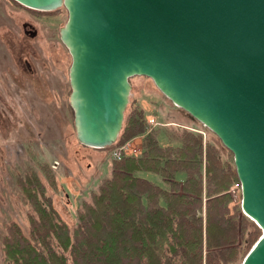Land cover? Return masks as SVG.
Masks as SVG:
<instances>
[{
	"label": "water",
	"instance_id": "obj_1",
	"mask_svg": "<svg viewBox=\"0 0 264 264\" xmlns=\"http://www.w3.org/2000/svg\"><path fill=\"white\" fill-rule=\"evenodd\" d=\"M67 10L77 141L115 143L129 79L145 76L233 155L241 210L261 230L241 264H264V0H14Z\"/></svg>",
	"mask_w": 264,
	"mask_h": 264
},
{
	"label": "trees",
	"instance_id": "obj_2",
	"mask_svg": "<svg viewBox=\"0 0 264 264\" xmlns=\"http://www.w3.org/2000/svg\"><path fill=\"white\" fill-rule=\"evenodd\" d=\"M144 132L139 154L111 160L110 178L83 203L73 229L42 181H21L32 211L29 233L15 222L6 225L4 264H241L258 239L257 226L232 202L238 179L220 147L192 129L183 131L178 145L163 147L140 111L131 112L115 145ZM141 171L158 174L164 186ZM45 175L55 186L53 175Z\"/></svg>",
	"mask_w": 264,
	"mask_h": 264
},
{
	"label": "rangeland",
	"instance_id": "obj_3",
	"mask_svg": "<svg viewBox=\"0 0 264 264\" xmlns=\"http://www.w3.org/2000/svg\"><path fill=\"white\" fill-rule=\"evenodd\" d=\"M57 10L37 19L39 15L34 14L39 13L26 11L14 0H0V264H4L1 238L6 225L15 222L25 235L29 233L28 216L32 211L21 181L32 182L34 176L42 181L53 206L73 229L83 203L98 191L100 181L111 176L112 150L84 146L75 136L69 101L71 56L59 35L67 10ZM25 22L36 30L35 37L24 34ZM129 83L122 128L131 112L140 111L146 130L163 147L178 145L185 130L200 132L204 142L220 147L225 166L235 171L232 153L209 129L166 98L151 79L133 76ZM144 136L145 132L133 137L134 145L141 148ZM97 164L102 166L99 173ZM47 173L53 175L55 186L46 181ZM138 175L164 186L158 174L141 171ZM230 193L233 204L240 207L239 189L233 188ZM240 213L253 222L241 207ZM256 234L257 239L261 235L259 227Z\"/></svg>",
	"mask_w": 264,
	"mask_h": 264
},
{
	"label": "built area",
	"instance_id": "obj_4",
	"mask_svg": "<svg viewBox=\"0 0 264 264\" xmlns=\"http://www.w3.org/2000/svg\"><path fill=\"white\" fill-rule=\"evenodd\" d=\"M110 150H112V159L120 160L124 156H132L140 153V148L134 145L132 140L125 142L124 144L113 146ZM233 188H238L240 191L239 182L234 184Z\"/></svg>",
	"mask_w": 264,
	"mask_h": 264
},
{
	"label": "flooded vegetation",
	"instance_id": "obj_5",
	"mask_svg": "<svg viewBox=\"0 0 264 264\" xmlns=\"http://www.w3.org/2000/svg\"><path fill=\"white\" fill-rule=\"evenodd\" d=\"M20 5V4H19ZM22 6V5H21ZM22 7H24V6H22ZM25 8V10L26 11H28V12H30V13H32V14H34L33 12H32V9H29V8H27V7H24ZM34 15H39L38 17H36L37 19L40 17V18H43V16H47V15H40V14H34ZM42 22V21H41ZM44 22V21H43ZM22 28H23V32H24V34H26L29 38H33V37H35L36 36V30L33 28V26L29 23V22H25V23H23V25H22Z\"/></svg>",
	"mask_w": 264,
	"mask_h": 264
},
{
	"label": "crops",
	"instance_id": "obj_6",
	"mask_svg": "<svg viewBox=\"0 0 264 264\" xmlns=\"http://www.w3.org/2000/svg\"><path fill=\"white\" fill-rule=\"evenodd\" d=\"M94 158H97V161L100 160V157L94 156ZM96 167H98V168H97V169H98V173L101 172V168H102V166L100 167L99 164H97ZM96 167H95V168H96ZM110 167H111V164H110ZM111 172H112V169H111ZM97 176H98V175H97ZM108 178H110V177H108ZM108 178H106V179H108ZM103 180H104V179H103ZM103 180H102V181H103ZM102 181H100L99 185L101 184ZM99 185H98V186H99Z\"/></svg>",
	"mask_w": 264,
	"mask_h": 264
}]
</instances>
